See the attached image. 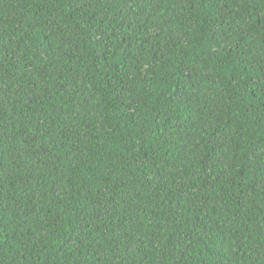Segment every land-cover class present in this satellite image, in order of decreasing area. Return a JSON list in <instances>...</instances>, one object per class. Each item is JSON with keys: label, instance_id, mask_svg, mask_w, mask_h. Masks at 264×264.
Listing matches in <instances>:
<instances>
[{"label": "trees", "instance_id": "obj_1", "mask_svg": "<svg viewBox=\"0 0 264 264\" xmlns=\"http://www.w3.org/2000/svg\"><path fill=\"white\" fill-rule=\"evenodd\" d=\"M0 264H264V0H0Z\"/></svg>", "mask_w": 264, "mask_h": 264}]
</instances>
